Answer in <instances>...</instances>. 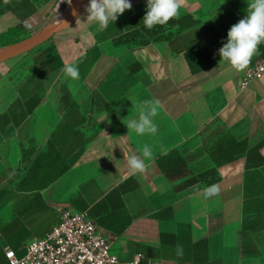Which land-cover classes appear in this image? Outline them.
I'll use <instances>...</instances> for the list:
<instances>
[{"label":"crops","instance_id":"0c3cea01","mask_svg":"<svg viewBox=\"0 0 264 264\" xmlns=\"http://www.w3.org/2000/svg\"><path fill=\"white\" fill-rule=\"evenodd\" d=\"M64 1L0 0V32L43 31ZM130 3L106 30L84 10L48 44L0 59V251L22 255L68 209L87 210L125 260L264 264V75L241 88L244 71L218 54L247 0H186L178 19L190 23L145 45L117 41L144 27L146 0ZM198 53L209 64L194 72L187 55ZM260 57L264 44L250 65ZM65 62L78 66V80L64 76ZM153 99L162 105L157 133H128L122 121ZM145 144L154 162L133 175L125 158ZM178 158L190 174L171 180L162 166ZM207 170L215 180L182 186ZM212 184L220 193L206 199ZM37 194L45 208L20 213V200Z\"/></svg>","mask_w":264,"mask_h":264},{"label":"clouds","instance_id":"9594fccd","mask_svg":"<svg viewBox=\"0 0 264 264\" xmlns=\"http://www.w3.org/2000/svg\"><path fill=\"white\" fill-rule=\"evenodd\" d=\"M68 3L71 4V0H68ZM185 3L186 0H146V14L142 18L144 27L151 30L155 26L166 25L172 19H178L180 9ZM131 8L130 0H89L85 9L86 21L95 22L100 29L106 30L119 15ZM262 44H264V0H247L246 15L230 27L227 41L218 49L220 62H226L235 71L243 72L251 64L253 57L259 53ZM61 71L71 80L80 78L78 66L72 63L65 62ZM159 107H162L161 102L155 99L138 104L137 117L122 121L128 133L135 132L140 136L156 134L158 127L154 118L158 115ZM138 152L139 154L134 153L125 158L128 169L133 175L146 173L150 163L154 162L153 151L149 145L145 144ZM219 193V184L208 185L203 189V196L206 199H211ZM176 253L178 256L183 255L182 245L176 246Z\"/></svg>","mask_w":264,"mask_h":264},{"label":"built area","instance_id":"2783aa9c","mask_svg":"<svg viewBox=\"0 0 264 264\" xmlns=\"http://www.w3.org/2000/svg\"><path fill=\"white\" fill-rule=\"evenodd\" d=\"M264 75V57L258 58L243 73L241 88ZM111 239L99 230L87 210H60L57 221L45 235L32 238L19 255L9 248V264H144L140 259L125 260L110 250ZM161 264V263H147Z\"/></svg>","mask_w":264,"mask_h":264},{"label":"trees","instance_id":"16d2710c","mask_svg":"<svg viewBox=\"0 0 264 264\" xmlns=\"http://www.w3.org/2000/svg\"><path fill=\"white\" fill-rule=\"evenodd\" d=\"M189 23L190 22H185L182 19H172L166 25L163 26L158 25L151 30L145 27H143L142 29H135L128 34L119 37L117 41L123 42V41L133 40L137 37H142L141 43L145 45L150 43L151 41L172 40L176 32L168 31V30L174 28V26L176 25L180 26L181 28L185 25H188ZM23 33H24V29L23 26L21 25L11 27L6 31L0 32V45L7 46L16 43L18 41V38ZM187 59L192 71L194 72L201 70L204 66L209 64L208 61L204 62L203 53L195 54V56L187 55ZM38 102H39L38 98L31 99L30 102H28V111H32V109L34 108V106H36ZM162 169L164 173L167 175V177L171 180L183 178L190 174L187 162L183 158H178L173 162L163 165ZM200 179L209 182L215 180L214 171L207 170L197 176L190 177L182 183V186L192 184ZM118 189L125 190L126 189L125 184L120 186V188ZM37 196L39 198L37 202H29V200L27 199H21L20 204H18V208H20L19 212L23 213L27 209L38 210L39 208H45L43 202L40 201V195L37 194ZM16 209H17V203H16ZM0 264H9V261L6 258L5 253H3L2 251H0Z\"/></svg>","mask_w":264,"mask_h":264},{"label":"water","instance_id":"95a60500","mask_svg":"<svg viewBox=\"0 0 264 264\" xmlns=\"http://www.w3.org/2000/svg\"><path fill=\"white\" fill-rule=\"evenodd\" d=\"M87 2L88 0H71V4L68 5L59 21L52 28H46L30 39L8 45L0 50V59L10 58L48 44L54 39L56 34L73 24L80 17L85 10Z\"/></svg>","mask_w":264,"mask_h":264},{"label":"rangeland","instance_id":"374dc122","mask_svg":"<svg viewBox=\"0 0 264 264\" xmlns=\"http://www.w3.org/2000/svg\"><path fill=\"white\" fill-rule=\"evenodd\" d=\"M88 3H89V0H88V2H87L86 6L88 5ZM68 5H69L68 0H65V1H64V4H63V7H62L58 12H54V13L51 15V17L48 18V22H45V23L43 24V26H42L40 29H42V28L44 27L45 24H50V22L53 21V20H55V19H58V20H59V19L61 18L62 14L64 13V11L66 10V8L68 7ZM86 6H85V9H86ZM45 26H46V25H45ZM44 28H46V27H44ZM37 29H38V28H37ZM43 30H44V29H43ZM41 32H42V31L37 32L36 30H34L33 32H31V33L29 34L28 38H26V37H24V38H19L17 42H21V41H24V40L30 39V38H32V37H34V36L40 34ZM25 38H26V39H25ZM17 42H16V43H17ZM0 46H2V45H0Z\"/></svg>","mask_w":264,"mask_h":264},{"label":"bare ground","instance_id":"6f19581e","mask_svg":"<svg viewBox=\"0 0 264 264\" xmlns=\"http://www.w3.org/2000/svg\"><path fill=\"white\" fill-rule=\"evenodd\" d=\"M58 21H59V20H58ZM58 21H57V22H58ZM57 22H55L54 24H52L51 26H49L48 29L52 28ZM26 52H28V51H26ZM23 53H25V52H23ZM23 53H21V54H23ZM19 55H20V54H19ZM17 56H18V55H17ZM12 58H13V57H12ZM8 59H10V58H8ZM8 59H7V60H8Z\"/></svg>","mask_w":264,"mask_h":264}]
</instances>
